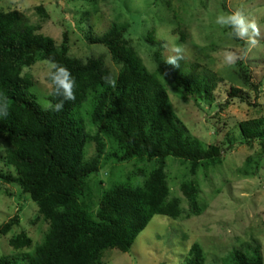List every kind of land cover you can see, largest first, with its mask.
Masks as SVG:
<instances>
[{"label": "trees", "instance_id": "obj_1", "mask_svg": "<svg viewBox=\"0 0 264 264\" xmlns=\"http://www.w3.org/2000/svg\"><path fill=\"white\" fill-rule=\"evenodd\" d=\"M37 11L44 13L41 7ZM128 29V23L114 21L102 35L85 32L89 44L107 50L118 66L114 72L102 56L71 57L68 30L57 44L39 33L40 27L29 23L21 12L0 11V97H7L10 108L7 117H0V183L28 196L37 207L36 221L47 223L35 245L24 231L12 235L8 244L15 253L0 255V264H106L103 256L107 250L128 252L153 216L175 220L182 215L181 200L171 196L167 182L168 158L187 166L179 186L187 216L201 212L193 178L198 170L220 165L222 149L215 143L205 145L190 134L174 113L164 83L210 104L220 79L184 75L167 65L162 45L154 41L152 33L147 41L157 45L153 53L156 71L150 72L127 39ZM49 57L67 67L77 82L75 101L65 102L59 113L37 104L28 91L32 82L22 75L24 68ZM239 73L245 86L257 92L258 86L241 64ZM108 76L115 79V88L105 84ZM52 91L48 99L55 103ZM229 95L246 102L241 89L233 87ZM88 98L93 131H87L75 115ZM237 128L245 143L256 141L264 150V117L239 122ZM87 145L94 146V153L85 158ZM129 162L148 168H138L132 176L108 186L95 177L103 167ZM4 193L12 195L7 189ZM19 225L15 215L0 225V235ZM181 264H205L200 245L193 243ZM221 264H264L261 246L255 241L233 248Z\"/></svg>", "mask_w": 264, "mask_h": 264}, {"label": "rangeland", "instance_id": "obj_2", "mask_svg": "<svg viewBox=\"0 0 264 264\" xmlns=\"http://www.w3.org/2000/svg\"><path fill=\"white\" fill-rule=\"evenodd\" d=\"M37 7L44 13L37 11ZM13 10L25 15L29 23L38 25L39 33L51 37L57 44L61 42L63 31L68 30L71 57L102 56L114 72L118 66L107 50L101 45L89 44L85 32L102 35L112 22L119 21L128 23L126 37L150 72L156 71L153 53L157 45L147 41L148 33H152L154 41L161 43V55L165 60L172 54L174 46H184L185 58L177 68L184 75L198 73L220 79L212 91L210 104L195 100L194 96L188 97L164 83L174 113L190 134L205 145L215 143L222 149V163L214 169L198 170L193 178L198 187L201 212L187 216L188 206L179 189L186 178L187 166L168 158L167 182L171 196L181 200V217L172 220L153 216L128 252L115 249L105 252L103 261L106 264H181L193 243L204 251L205 264H221L231 249L255 241L261 246L264 259V150L256 141L245 143L237 128L239 122L264 117V0H226L224 8L222 0H98L95 3L0 0V11ZM236 11L255 19L260 27V43L256 47L249 49L244 40L236 41L229 36L230 28L216 23L221 13ZM181 37H184L183 41H180ZM226 52H234L243 58L228 65L225 63ZM41 62L24 68L22 75L32 82L28 91L43 108L40 101L49 100L51 87L47 81V68ZM239 64L252 76L258 86L257 92L252 86H245ZM190 65H194L195 70ZM233 87L242 90L241 98H246L245 103L238 97H230ZM227 100L230 102L226 103ZM89 101L88 98L75 115L87 131H93L88 117ZM93 153L94 146L87 145L85 158ZM146 167L134 162L109 165L100 169L95 177L108 186L132 176L136 169ZM4 189L12 195L5 194ZM36 208L28 196L19 195L16 187L0 183V225L15 215L20 218L18 228L5 236L0 235V255L15 253L8 240L20 231L32 239L33 245L41 241L47 223L40 219L36 221Z\"/></svg>", "mask_w": 264, "mask_h": 264}, {"label": "clouds", "instance_id": "obj_3", "mask_svg": "<svg viewBox=\"0 0 264 264\" xmlns=\"http://www.w3.org/2000/svg\"><path fill=\"white\" fill-rule=\"evenodd\" d=\"M216 23L221 27L230 28L229 36L244 40L250 48L256 47L260 43L261 31L255 19H249L240 11L231 14L221 13L216 18ZM165 63L174 68L179 67V62L185 58V48L183 45L174 46ZM243 57L237 56L234 52L225 53V63L234 65ZM47 68V81L53 89L51 95L56 98L57 102L41 100V106L44 110L59 113L63 111L65 102L75 101L77 82L72 76L69 69L57 63L53 58L43 60ZM105 84L115 88L116 81L113 77L104 78ZM10 113L7 97H0V117H7Z\"/></svg>", "mask_w": 264, "mask_h": 264}]
</instances>
